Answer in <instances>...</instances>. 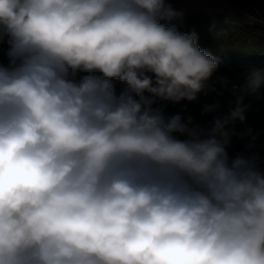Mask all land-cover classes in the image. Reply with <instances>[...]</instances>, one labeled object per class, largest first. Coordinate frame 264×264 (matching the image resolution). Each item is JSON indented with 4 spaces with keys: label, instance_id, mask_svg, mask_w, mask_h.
<instances>
[{
    "label": "clouds",
    "instance_id": "obj_1",
    "mask_svg": "<svg viewBox=\"0 0 264 264\" xmlns=\"http://www.w3.org/2000/svg\"><path fill=\"white\" fill-rule=\"evenodd\" d=\"M182 17L168 0H0V264H264V170L228 150L264 66L207 128L166 116L215 91L220 64Z\"/></svg>",
    "mask_w": 264,
    "mask_h": 264
},
{
    "label": "trees",
    "instance_id": "obj_2",
    "mask_svg": "<svg viewBox=\"0 0 264 264\" xmlns=\"http://www.w3.org/2000/svg\"><path fill=\"white\" fill-rule=\"evenodd\" d=\"M229 1L241 12L256 21L264 22V0ZM182 12V19L172 22L178 31L185 33L195 31L199 47L220 62L219 69L210 82L215 91H209L207 95L200 93L198 98L191 102L185 100L177 104L172 102L161 104L166 116L181 114L185 119L191 117L194 124L207 128L214 116L223 117L235 107L236 94L231 89L233 85H242L246 69L250 66H264V26H248L237 22L225 24L223 23L225 18L219 14ZM213 22H217L215 29H212ZM221 29L225 30L226 34L218 36L216 33ZM6 53L7 44H0V62L4 64L8 62ZM220 77L230 81L226 88L221 87ZM113 84L117 93L125 87L120 81H113ZM205 104L218 105V108L214 113L205 114L203 112ZM244 104L250 106L245 112V122L241 123L239 120L235 122L234 131L237 135L232 137L228 150L232 157L238 154L258 156V167L264 170V89L259 96L245 94Z\"/></svg>",
    "mask_w": 264,
    "mask_h": 264
},
{
    "label": "crops",
    "instance_id": "obj_3",
    "mask_svg": "<svg viewBox=\"0 0 264 264\" xmlns=\"http://www.w3.org/2000/svg\"><path fill=\"white\" fill-rule=\"evenodd\" d=\"M176 10L198 13L202 15L219 14L225 19H231L237 23L248 26H264V22L256 21L251 16L241 12L239 8L229 0H168Z\"/></svg>",
    "mask_w": 264,
    "mask_h": 264
}]
</instances>
